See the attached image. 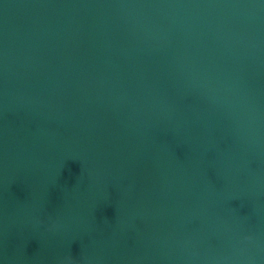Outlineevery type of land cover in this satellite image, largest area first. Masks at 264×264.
Listing matches in <instances>:
<instances>
[{"label": "water", "instance_id": "obj_1", "mask_svg": "<svg viewBox=\"0 0 264 264\" xmlns=\"http://www.w3.org/2000/svg\"><path fill=\"white\" fill-rule=\"evenodd\" d=\"M0 264H264V0H0Z\"/></svg>", "mask_w": 264, "mask_h": 264}]
</instances>
